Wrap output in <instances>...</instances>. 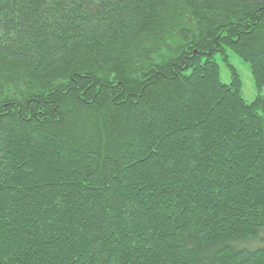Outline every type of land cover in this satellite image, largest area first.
<instances>
[{
  "label": "trees",
  "instance_id": "1",
  "mask_svg": "<svg viewBox=\"0 0 264 264\" xmlns=\"http://www.w3.org/2000/svg\"><path fill=\"white\" fill-rule=\"evenodd\" d=\"M263 88L264 0H0V264H264Z\"/></svg>",
  "mask_w": 264,
  "mask_h": 264
},
{
  "label": "rangeland",
  "instance_id": "2",
  "mask_svg": "<svg viewBox=\"0 0 264 264\" xmlns=\"http://www.w3.org/2000/svg\"><path fill=\"white\" fill-rule=\"evenodd\" d=\"M229 61L235 66L238 72L241 75L243 80V96L248 101L251 102L255 100L258 92L256 90L255 82L252 76V73L249 68V64L244 62L236 53L231 50L227 51ZM220 67H221V78L225 83L230 82V71L226 66L224 60L222 59L221 54L217 55ZM264 95V88L261 91Z\"/></svg>",
  "mask_w": 264,
  "mask_h": 264
}]
</instances>
